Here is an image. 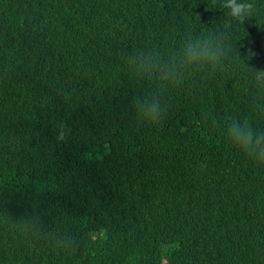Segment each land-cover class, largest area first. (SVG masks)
<instances>
[{
    "label": "trees",
    "instance_id": "obj_1",
    "mask_svg": "<svg viewBox=\"0 0 264 264\" xmlns=\"http://www.w3.org/2000/svg\"><path fill=\"white\" fill-rule=\"evenodd\" d=\"M227 3L0 0V264H264V0Z\"/></svg>",
    "mask_w": 264,
    "mask_h": 264
},
{
    "label": "clouds",
    "instance_id": "obj_2",
    "mask_svg": "<svg viewBox=\"0 0 264 264\" xmlns=\"http://www.w3.org/2000/svg\"><path fill=\"white\" fill-rule=\"evenodd\" d=\"M228 8H231V14L233 16H240L245 8H250L251 5H236L235 0H228V3L225 5ZM155 110V109H154ZM59 139H63V133L58 137ZM247 140H251V133L248 134Z\"/></svg>",
    "mask_w": 264,
    "mask_h": 264
}]
</instances>
